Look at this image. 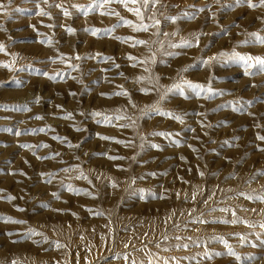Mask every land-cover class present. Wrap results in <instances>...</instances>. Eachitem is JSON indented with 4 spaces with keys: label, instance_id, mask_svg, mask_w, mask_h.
Wrapping results in <instances>:
<instances>
[{
    "label": "rangeland",
    "instance_id": "374dc122",
    "mask_svg": "<svg viewBox=\"0 0 264 264\" xmlns=\"http://www.w3.org/2000/svg\"><path fill=\"white\" fill-rule=\"evenodd\" d=\"M0 2L10 9L0 12V42L17 54L18 65L0 67V264H264V200L247 198L264 196V141L257 139L264 135V72L253 65L246 76L238 63L202 65L199 59L233 49L264 57V45L248 35L264 36V5L227 0L233 6L212 16L219 7L214 0H158L147 8L139 0L144 22L153 15L161 20L157 32L156 26L133 31L123 20L137 18L115 2L97 0L87 15L72 5L92 0ZM37 3L50 15L37 14ZM209 4L211 9L204 7ZM93 28L111 35H93ZM196 32L199 45L170 47L181 38L195 41ZM117 36L149 43L134 45ZM149 48L156 63L129 60L149 56ZM0 60L12 57L0 53ZM137 76L150 77L152 84L137 82ZM181 78L215 91L197 96L185 86L184 96L174 92L159 101L182 120L139 115L159 100L160 85ZM152 86L151 93L138 91ZM120 87L129 96L111 94ZM94 110L111 123H98L89 115ZM129 118L133 127L117 126ZM109 178L119 186H110Z\"/></svg>",
    "mask_w": 264,
    "mask_h": 264
},
{
    "label": "snow or ice",
    "instance_id": "6c2138e0",
    "mask_svg": "<svg viewBox=\"0 0 264 264\" xmlns=\"http://www.w3.org/2000/svg\"><path fill=\"white\" fill-rule=\"evenodd\" d=\"M110 2L118 3L119 5H121L124 8H126L128 12L133 13L135 15V17L137 18V21H138L137 23H133L132 20H128V19H124L123 20V22L125 24L131 26L133 31H137V30L148 31L149 28H151L153 26L157 27V32L160 30L159 29V25L161 24V20L156 19L155 15L150 17L151 23L144 22V17H143V14H142V10H141V7H140L139 0H103V4L104 5H107ZM214 2L217 3L219 5V7L215 11L210 13L212 16H215V12L219 11L220 8L232 7L233 6L232 4H229L227 2V0H224L223 3H221V0H214ZM241 2L247 3L248 7H250V8H255V7L258 6V4L259 5H264V0H234V3L236 5H239ZM45 3H47V0H45ZM142 3H143L144 8H147L149 5H151L152 7H155L156 4L158 3V0H142ZM174 6L175 5H173V7ZM55 7L59 8V9H62L63 14L65 16L70 15L68 9L64 8L62 4H56ZM72 7L77 9L78 11L84 12V14L87 15L89 9H95L97 7V0H92V2L89 3L87 6H85L83 4H73ZM204 7H207L209 9H211L212 6L209 4V5H205ZM9 11H10V9L6 8L4 6V4L2 2H0V12H4L5 14H7ZM35 11L37 12V14H42V15H45V16H49L50 15V13L46 12L43 8L40 7L39 3L36 4ZM108 14L109 15H119L115 11H110ZM185 15L189 16V18L192 17L191 13H186ZM164 18L166 20H170V21H173V22H175L178 19L177 16H165ZM0 27H2V26H0ZM49 27H52V25H49ZM67 31L69 33H71V32L74 31V29L71 28V27H67ZM91 32H92L93 35H96L97 33H107L108 35H111V31L108 30V29H95V28H93V29H91ZM224 34L226 35L227 32L225 31ZM153 35H156V33H153ZM165 35H168V34L165 33ZM173 35H175V32H173ZM193 35L196 37L195 41H193L191 39L181 38L178 43H170V47L171 48H176L177 46L192 47L194 43L196 45H199V39L198 38L201 35V33L196 32ZM248 35L251 36V37H254L255 38V42L264 45V36H261L260 34H258L256 32L249 33ZM9 39H11V38H9ZM116 39L125 40V41L130 40V41H132V43L134 45H148V43H149L148 41L138 40V39H135L134 37H119V36H117ZM44 43L51 44L52 41L50 39H46L44 41ZM237 43H248V41H246V40L245 41H237ZM205 47H207V45ZM161 48H162V42H161ZM149 51H150L151 54L149 56L144 57V58H137V57H133L131 55H129L128 58H129L130 61L133 62L134 65L135 64L145 65V64H149V63H156L157 60H158L156 53L152 52L151 48H149ZM0 53H3L5 55H9V56L12 57L11 61L0 60V67L13 69L14 66H18V65L14 64V61H15V58H16L17 54L15 52L8 53L7 49H6V46H5V44L3 42H0ZM163 55H165V56H173V55H178V53H175V52H164ZM62 56H63V54H61L60 56H56V57H49V59H57V60H59V59L62 58ZM104 58L105 59H109L108 57H104ZM76 59L79 60L80 57L77 56ZM199 59H200V62H201L202 65H208L210 62H221V63H225V64H227V63H238L244 69V74L246 76L253 74L252 72L249 71L250 69L253 68V65L258 66L259 70L261 72H264V57L259 56V55L253 56V55L246 54V53L242 54L240 52L235 51V49H233L231 52H225V51L215 52V53H213L212 55H210L208 57H200ZM63 62L65 64L68 63L67 60H64ZM159 62L160 63H164L163 60H160ZM113 67H118V65L114 64ZM191 67H192L191 64L185 65L184 68H182L180 71H185V70H187L188 68H191ZM144 70H145V72L149 71V69L147 67ZM42 75L45 76V77H48L49 73L48 72H43ZM121 75H122V73H121ZM51 78H55V73L52 74ZM135 79H136L137 82L144 81L145 79H147L149 84H152V79L150 77L137 76ZM185 86L188 89H191L197 96H200V95H206L207 96V95H209V94H211V93H213L215 91L211 87H207L206 88L204 85H201L199 83H194V82H192L191 80H188V79L181 78L176 83H172V84H169V85H166V86L165 85H160V87L163 88V91L160 93L159 100L153 102V104H151V105H145L143 108L140 109L139 115L140 116H146V115H149V114H160L162 116L171 117V118L176 119V120H182V117L180 115H178V114H176V113H174L172 111H166V110L160 108L158 105H159V101L164 100L169 93L178 92L179 95L184 96L185 95V92H184V87ZM155 90H156L155 86H152V87H140L138 89V91H140L142 93H151V92H153ZM111 94L112 95L129 96L128 91L126 89H123L122 87H120V90L118 92H114V93H111ZM100 95H102V96L103 95H109V93H100ZM36 99L39 100V97H37ZM128 103L133 108L136 107V105L132 101L131 97H129ZM57 107H60V106L57 105ZM234 109L239 110L238 105H235ZM64 115L67 118H72V113H70V112H67ZM89 115L92 118H94V119L99 118V119H97L98 123H104V124L111 123V119L109 118V116L105 115L104 113H102L100 111L94 110ZM37 118H39V117H37ZM116 119H121V117L117 116ZM129 119H130V123H128L126 125H117V126L118 127H121V126L122 127H129V128L133 127L135 125V120H131V118H129ZM40 131H43V129H40ZM16 134L19 135L20 131L17 130ZM149 134H151V135H170L169 133H164V132H160V133H154L153 132V133H149ZM141 137H143V133L141 134ZM55 138L56 139H63V138H60V137H55ZM102 139H115V137H102ZM257 139L260 140V141H264V135H258ZM118 142L121 143V144L126 143L123 140H120ZM41 146H43V145H41ZM70 146H71V144H70ZM151 146L154 147V148L155 147H159L158 145H155V144H153ZM23 147L29 148V147H33V146L23 145ZM261 150L264 151V148H262ZM38 158H41V157H38ZM109 158L110 159H117V157H109ZM182 159H183V157H182ZM73 167H78V166L74 165ZM117 167H119V166L117 165ZM63 170L64 171H68L67 168H65ZM257 171H260V170L258 169ZM41 175L44 176L46 174L42 173ZM201 175H203V174L201 173ZM82 178L87 179V177H82ZM97 179H99V177H97ZM135 179H136V177H132L131 180H130V183H134ZM108 183L113 188L119 186L111 178L108 179ZM64 187H66L69 191H73L74 190L71 185H64ZM137 191H139L141 193V198L143 199L144 190L143 189H139ZM91 194L92 193H89V195H91ZM52 195L56 196V193H52ZM240 195H244V193H240ZM0 198H3V197H0ZM247 198L248 199L258 198V199L264 200V196H260V197L248 196ZM7 199H12V197L8 196ZM194 199H195V195H193V200ZM45 207H47V205H45ZM54 211H60V209H54ZM95 214L96 213H93V215H95ZM233 217L234 218L230 222L234 224V223L237 222V219L235 218V213H233ZM5 219H11V217H5ZM260 227L262 229H264V224H261ZM27 232L31 233V234H35V230L32 229V228H29L27 230ZM45 239H47V237H45ZM220 239H221V243L224 244L225 248H227L228 251L232 255H235V253H232V249L229 247L227 242L224 241L222 237ZM244 242H245V240L242 238L240 240V243L243 244ZM55 244H56L57 247H62V245L59 243V241H56ZM237 259H239V257H237ZM11 264H17V261L13 260V261H11ZM57 264H59V262H57Z\"/></svg>",
    "mask_w": 264,
    "mask_h": 264
}]
</instances>
